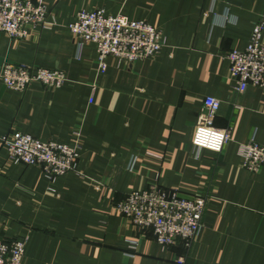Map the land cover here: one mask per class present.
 <instances>
[{"label": "crops", "instance_id": "obj_1", "mask_svg": "<svg viewBox=\"0 0 264 264\" xmlns=\"http://www.w3.org/2000/svg\"><path fill=\"white\" fill-rule=\"evenodd\" d=\"M44 2L50 27L25 40L1 33L0 66L62 70L66 81L19 92L0 80V138L78 139V172L50 183L39 166L14 163L0 139V239H26L22 264H264V163L250 171L240 154V144L264 145V87L237 91L226 58L246 47L264 0ZM96 8L147 21L165 45L144 60L108 56L98 71L95 45L80 46L68 28ZM206 96L220 102L213 125L230 131L220 152L192 145ZM152 185L206 198L190 246L164 249L115 209Z\"/></svg>", "mask_w": 264, "mask_h": 264}, {"label": "built area", "instance_id": "obj_2", "mask_svg": "<svg viewBox=\"0 0 264 264\" xmlns=\"http://www.w3.org/2000/svg\"><path fill=\"white\" fill-rule=\"evenodd\" d=\"M50 10L44 0H0V34L19 40L28 39L51 25ZM68 28L82 46L95 45L98 71L103 72L108 56L128 62L155 56L165 45L160 30L142 19H131L123 14L107 15L102 8L77 12ZM264 13L251 30L249 41L242 50L226 54L230 78L234 88L243 92L248 86L264 87ZM0 80L10 89L25 92L33 82L50 88L60 87L66 81L62 70L36 65L4 61L0 66ZM92 97L89 98V102ZM220 102L213 96L203 100V111L195 128L192 145L197 149L220 152L230 141V131L213 125ZM8 157L14 163L37 165L50 182L68 172H78L80 141L72 145L42 140L24 132L1 136ZM243 166L256 171L264 163V145L256 141L240 144ZM206 198H187L176 188L152 185L147 189L128 192L116 202L115 209L139 230L150 229L155 241L164 249L176 241L190 246L202 226ZM25 238L4 241L0 239V264H22ZM130 247L137 241L130 239ZM181 263V261H178Z\"/></svg>", "mask_w": 264, "mask_h": 264}]
</instances>
